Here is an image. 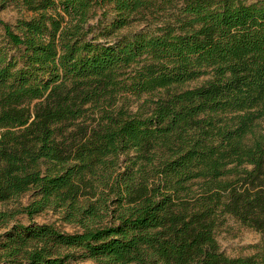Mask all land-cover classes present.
<instances>
[{
	"label": "trees",
	"instance_id": "16d2710c",
	"mask_svg": "<svg viewBox=\"0 0 264 264\" xmlns=\"http://www.w3.org/2000/svg\"><path fill=\"white\" fill-rule=\"evenodd\" d=\"M7 5L30 16L0 22V203L30 193L27 216L79 230L16 223L0 264H264V246L229 257L215 237L225 214L264 235V0ZM104 7L106 34L173 12L101 41L89 22Z\"/></svg>",
	"mask_w": 264,
	"mask_h": 264
},
{
	"label": "rangeland",
	"instance_id": "374dc122",
	"mask_svg": "<svg viewBox=\"0 0 264 264\" xmlns=\"http://www.w3.org/2000/svg\"><path fill=\"white\" fill-rule=\"evenodd\" d=\"M245 4L256 2L257 0H240ZM157 11V12H156ZM173 10L166 8L165 11L154 7L150 11H145L141 15H137L133 20L124 28L114 31L110 34L103 33L104 29L111 23L114 18V13L109 7L103 9L97 8L96 15L89 22L93 27L92 34H98L101 41H112L118 38L120 35H126L141 30L151 31L160 26L162 22L166 20L168 14H171ZM30 14L15 5H7L5 7L0 6V22L7 24H14L15 21L22 17H29ZM2 30L0 26V42H2ZM104 34V35H101ZM208 77L203 76L199 79L192 81L186 85L188 87H195L201 85ZM129 106L128 110L131 113H135L139 110L140 105L146 100L155 99L154 94L142 95L139 99L128 96ZM150 105V103L148 104ZM264 129V123L261 124ZM113 196L111 197V199ZM110 199V200H111ZM31 201L30 193L5 203H0V214H6V222L0 226L1 235L10 229L14 224H49L54 225L61 231L72 233L78 231L79 227L64 222L59 213L52 210H45L33 217L27 216L22 210ZM108 218V217H107ZM107 221V219H105ZM215 237L222 252L229 257H245L251 256L258 251V247L264 246V235L262 232L255 228L243 225L240 221L231 215L225 214L221 217L220 222L215 229ZM81 264H92L91 261H85Z\"/></svg>",
	"mask_w": 264,
	"mask_h": 264
}]
</instances>
